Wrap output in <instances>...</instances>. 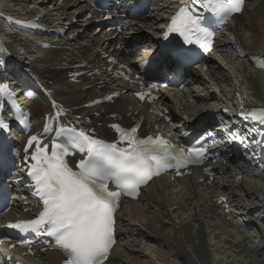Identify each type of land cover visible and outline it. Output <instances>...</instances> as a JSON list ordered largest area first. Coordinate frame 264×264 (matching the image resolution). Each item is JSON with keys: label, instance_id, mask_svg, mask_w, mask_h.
<instances>
[{"label": "bare ground", "instance_id": "1", "mask_svg": "<svg viewBox=\"0 0 264 264\" xmlns=\"http://www.w3.org/2000/svg\"><path fill=\"white\" fill-rule=\"evenodd\" d=\"M84 1L0 0V84L35 93L26 108L33 114L36 129L43 126L46 116L53 115L51 99L55 98L60 109L67 108L74 117H87L90 127L110 139H114L110 124L143 123L142 132L165 129L180 138L179 128H196L192 121L222 116L233 131L253 129L264 147V130L252 128L250 120L242 118L255 110L264 111V0L248 3L243 15L221 31L219 53L205 60L207 71L189 70L185 78L192 84L179 108L189 121L179 120L168 105L170 98H160L157 105L138 104L133 95L136 55L127 57L126 48L111 45L103 33L92 35L95 28L84 21L82 13ZM191 1L166 0L153 8L156 15L144 16L125 39L145 37L149 30L162 31L169 16ZM36 19L50 28L57 25L59 39L35 36L14 25L18 20ZM43 43L52 47L41 48ZM149 48L151 55L157 46ZM125 66L134 72L130 82L119 78ZM88 70L98 73L90 76ZM84 71L87 75L76 80L68 76ZM107 95L118 99L86 108ZM167 105L173 119L165 123L161 106ZM202 124L204 129L213 128L209 121ZM217 168V178L211 183L199 182L204 178L199 173L176 182L161 179L144 191L139 203H126L119 214V244L109 264H264V164L240 160L238 165ZM222 195L228 199L229 213L216 202ZM254 237L260 239L258 243ZM60 260L58 254L48 253L40 263L59 264Z\"/></svg>", "mask_w": 264, "mask_h": 264}, {"label": "snow or ice", "instance_id": "2", "mask_svg": "<svg viewBox=\"0 0 264 264\" xmlns=\"http://www.w3.org/2000/svg\"><path fill=\"white\" fill-rule=\"evenodd\" d=\"M205 2L212 12L227 7L229 14L241 12L244 6V0H193L194 4ZM213 27L211 18L207 26L202 27L199 15L194 16L188 7H182L172 18L169 31L184 36L188 44L203 41L202 47L208 51L214 36ZM190 35L196 37L195 41ZM185 54L179 50L174 53L178 59ZM9 88L8 84H0V93ZM137 95L144 99V93ZM114 127L118 139L113 142L94 138L76 126L60 127L59 132L67 137L69 144L77 146L84 154L76 164L77 170L62 158L67 154L63 145H54L49 154L48 146L41 147L37 136H31L27 142L26 152L35 146L29 157V175L43 202V211L35 219L11 226L53 237L55 246L64 253L63 264H105L115 243L114 211L121 194L136 196L139 187L154 176L168 169L199 163L204 157L203 146L178 156L174 154L177 150L162 138H139L138 125L129 129ZM8 128L10 125L0 119V131ZM157 145L167 147L159 151ZM110 182L116 185L117 191L109 190Z\"/></svg>", "mask_w": 264, "mask_h": 264}, {"label": "rangeland", "instance_id": "3", "mask_svg": "<svg viewBox=\"0 0 264 264\" xmlns=\"http://www.w3.org/2000/svg\"><path fill=\"white\" fill-rule=\"evenodd\" d=\"M61 1H64V0H56L57 3H60ZM57 5H58V4H57ZM18 51H19V50H18ZM209 106L212 107V105H209ZM211 109H212V108H211ZM211 109H210V110H211ZM211 111H212V110H211ZM219 112H220V111H219ZM255 236H256V234H255ZM254 238H255V237H254ZM259 240H260V239L257 240V239L255 238V242L258 243ZM257 243H256V244H257Z\"/></svg>", "mask_w": 264, "mask_h": 264}]
</instances>
